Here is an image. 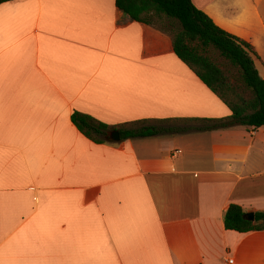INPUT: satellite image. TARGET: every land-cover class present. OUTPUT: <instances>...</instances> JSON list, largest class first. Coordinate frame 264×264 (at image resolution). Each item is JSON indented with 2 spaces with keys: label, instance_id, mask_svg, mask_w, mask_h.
<instances>
[{
  "label": "crops",
  "instance_id": "crops-1",
  "mask_svg": "<svg viewBox=\"0 0 264 264\" xmlns=\"http://www.w3.org/2000/svg\"><path fill=\"white\" fill-rule=\"evenodd\" d=\"M264 62V0H193ZM74 111L119 126L231 110L169 34L115 0L0 5V264H264V126L96 143ZM118 130V129H116Z\"/></svg>",
  "mask_w": 264,
  "mask_h": 264
},
{
  "label": "trees",
  "instance_id": "trees-1",
  "mask_svg": "<svg viewBox=\"0 0 264 264\" xmlns=\"http://www.w3.org/2000/svg\"><path fill=\"white\" fill-rule=\"evenodd\" d=\"M13 0H0V5ZM132 20L156 25L154 17L178 23L167 30L178 58L184 62L231 110L226 117L143 119L119 126L108 125L90 114L74 111L72 121L96 143L107 141L118 129L122 139L161 133L213 130L236 125L253 129L264 126V78L255 64L258 53L247 40L223 29L199 9L193 0H115ZM242 206L232 203L224 215L225 228L239 232L264 230V211L255 220L245 218Z\"/></svg>",
  "mask_w": 264,
  "mask_h": 264
},
{
  "label": "rangeland",
  "instance_id": "rangeland-1",
  "mask_svg": "<svg viewBox=\"0 0 264 264\" xmlns=\"http://www.w3.org/2000/svg\"><path fill=\"white\" fill-rule=\"evenodd\" d=\"M154 20L156 21V25L155 26H159V27H165L167 30H171L174 26V28H178V23L176 21H171L168 20L167 18H163V19H159L158 17H154ZM258 57V56H257ZM255 64L257 69L260 72V75L264 78V62L263 61H259L256 57H255Z\"/></svg>",
  "mask_w": 264,
  "mask_h": 264
},
{
  "label": "water",
  "instance_id": "water-1",
  "mask_svg": "<svg viewBox=\"0 0 264 264\" xmlns=\"http://www.w3.org/2000/svg\"><path fill=\"white\" fill-rule=\"evenodd\" d=\"M111 139L114 141H119L121 139V134L119 130H115L111 133ZM245 218L251 221L255 220V212H246Z\"/></svg>",
  "mask_w": 264,
  "mask_h": 264
}]
</instances>
